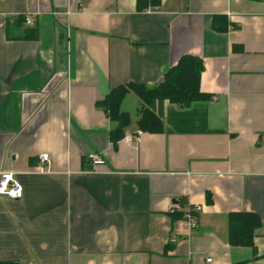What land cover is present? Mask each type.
Wrapping results in <instances>:
<instances>
[{
  "label": "crops",
  "instance_id": "obj_1",
  "mask_svg": "<svg viewBox=\"0 0 264 264\" xmlns=\"http://www.w3.org/2000/svg\"><path fill=\"white\" fill-rule=\"evenodd\" d=\"M184 55L202 60L200 91L216 96L203 103L213 131L170 129V111L194 104L164 101L154 110L166 130L126 143L139 130V110L123 108L129 92L130 124L113 145L96 102L121 84H159ZM41 153L48 173L35 172ZM92 153L103 163L83 167ZM3 170L23 197L0 196V261L264 264V0H160L142 11L136 0H0ZM172 204L200 206L196 229L172 220ZM230 212L260 216L255 257L228 244Z\"/></svg>",
  "mask_w": 264,
  "mask_h": 264
},
{
  "label": "trees",
  "instance_id": "obj_2",
  "mask_svg": "<svg viewBox=\"0 0 264 264\" xmlns=\"http://www.w3.org/2000/svg\"><path fill=\"white\" fill-rule=\"evenodd\" d=\"M160 0H136L138 11L148 6L158 5ZM214 30L224 32L228 22L223 16L212 18ZM203 69L202 60L191 55H184L178 62L164 74L162 82L155 86L144 84L127 83L111 88L103 99L96 102L107 115L112 127L109 131V139L113 145L124 136L125 128L130 124V114L121 108L122 102L129 92L135 94L140 100L146 103V108L140 111L137 125L140 130L147 132L165 131L166 127L159 112H155L154 106L167 101L170 104L181 108H188L194 104L191 110L174 111L168 118L170 129L179 132H211L207 128L206 106L203 104L210 99V96L200 91L199 79ZM83 167L91 168L88 156L82 157ZM207 202H210L208 197ZM184 201H179L183 204ZM193 204L188 205L191 207ZM172 220L183 219L184 210L179 209L169 212ZM198 222V219H197ZM261 225V218L252 212H230L227 214V242L235 247H251L253 257L256 251L253 244L255 230ZM0 264H18L14 261H0ZM241 264H247L246 261Z\"/></svg>",
  "mask_w": 264,
  "mask_h": 264
},
{
  "label": "built area",
  "instance_id": "obj_3",
  "mask_svg": "<svg viewBox=\"0 0 264 264\" xmlns=\"http://www.w3.org/2000/svg\"><path fill=\"white\" fill-rule=\"evenodd\" d=\"M23 21L25 24H33V18L29 14L23 15ZM210 100H216V96L211 95ZM143 134L142 130H136L134 133L127 134L123 137L126 143H137ZM88 159L92 164V167L103 163V159L96 153L88 155ZM51 165V157L48 153H41L38 155V164L35 166L36 173H48ZM0 196L13 200H18L23 197V188L15 176V172L10 170L0 171ZM181 209L177 204H172L169 208V212ZM200 206L192 205L186 206L184 209V218L182 220L185 228L193 231L197 227V215L200 211ZM169 241L174 243L177 241V234H173Z\"/></svg>",
  "mask_w": 264,
  "mask_h": 264
},
{
  "label": "rangeland",
  "instance_id": "obj_4",
  "mask_svg": "<svg viewBox=\"0 0 264 264\" xmlns=\"http://www.w3.org/2000/svg\"><path fill=\"white\" fill-rule=\"evenodd\" d=\"M132 98H136V96L134 94H130L129 97H126V101H124L123 103V108L127 111H129V113L131 114V117L134 118L135 117V108H137L138 113H140V111H143L146 108V103L143 102L142 100H139V102H137V105L135 103H133Z\"/></svg>",
  "mask_w": 264,
  "mask_h": 264
}]
</instances>
